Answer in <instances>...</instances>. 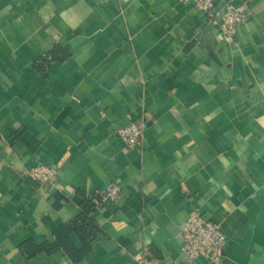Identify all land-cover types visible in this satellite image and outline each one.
Wrapping results in <instances>:
<instances>
[{
  "label": "crops",
  "instance_id": "crops-1",
  "mask_svg": "<svg viewBox=\"0 0 264 264\" xmlns=\"http://www.w3.org/2000/svg\"><path fill=\"white\" fill-rule=\"evenodd\" d=\"M229 4L251 13L233 42L190 1L0 0V264H264V0ZM40 164L54 184L26 178ZM88 204L90 251L49 252ZM195 210L218 263L181 252Z\"/></svg>",
  "mask_w": 264,
  "mask_h": 264
},
{
  "label": "built area",
  "instance_id": "built-area-1",
  "mask_svg": "<svg viewBox=\"0 0 264 264\" xmlns=\"http://www.w3.org/2000/svg\"><path fill=\"white\" fill-rule=\"evenodd\" d=\"M190 1L199 10L204 12L208 21L215 25L218 31L233 42L239 27L246 25L251 13L239 10L233 4L225 7L222 13L216 12L217 0H184ZM116 136L125 144L128 150L139 147L143 136V125L130 122L116 129ZM26 178L42 185L54 184L57 180L54 170L45 165H36L30 168ZM122 188L118 183L111 182L101 193V205L116 204L121 198ZM181 252L188 260L205 258L218 263L226 245V237L221 224L205 220L198 210L192 211L184 226L182 234Z\"/></svg>",
  "mask_w": 264,
  "mask_h": 264
},
{
  "label": "trees",
  "instance_id": "trees-1",
  "mask_svg": "<svg viewBox=\"0 0 264 264\" xmlns=\"http://www.w3.org/2000/svg\"><path fill=\"white\" fill-rule=\"evenodd\" d=\"M55 55V54H53ZM52 55V56H53ZM87 210H85L84 214L82 215L80 221L75 222L73 225H69L64 227L58 233V240L57 243L52 246L48 247V251L51 252L53 250L62 247L68 253V255L75 261L78 262L83 259L84 255L90 251V242H87L90 236H92V232L95 229V225L92 219L89 216V212L94 208V205L88 204L86 206ZM72 232L78 233L86 243V248L83 251H77L73 244L69 240V234ZM36 252V251H34Z\"/></svg>",
  "mask_w": 264,
  "mask_h": 264
}]
</instances>
